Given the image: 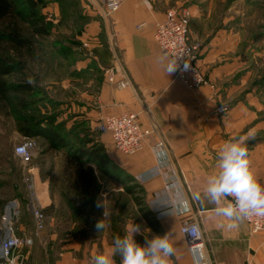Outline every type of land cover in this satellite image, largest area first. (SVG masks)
Segmentation results:
<instances>
[{"label":"crops","instance_id":"0c3cea01","mask_svg":"<svg viewBox=\"0 0 264 264\" xmlns=\"http://www.w3.org/2000/svg\"><path fill=\"white\" fill-rule=\"evenodd\" d=\"M188 1L122 0L120 8L108 19L86 6V0L81 2L78 43L70 50L74 57L65 61V86L78 89L71 94L82 97L75 95L66 100V121L74 125L77 119H82L80 134H87V144L102 148V157L114 173L122 171L134 181L139 176H152L140 180L139 184L144 205L152 212L153 223L146 217L104 218L106 227L98 232L91 249L97 254L110 251L114 236H123L128 226L136 223L142 229L135 236L138 243L169 233L174 248L170 263L194 264L186 238L180 231L182 219L191 215L199 219L208 236L215 264H264V233H253L245 219L238 222L237 228H228V221L214 214V205L189 200L173 209V199L165 191L167 176L182 184L186 196L202 192L207 177L218 171L217 157L224 143L247 136L252 125L246 117L247 112L260 101L256 88L238 86L243 76L237 79L233 74L232 63L236 58L232 52L233 38L227 30L219 28L213 7L205 12L189 3L195 15L190 38L202 42L199 64L217 89L214 91L209 85L188 88L176 78L175 71L168 72L173 63L155 41V27L165 18L169 8L183 6ZM59 5L57 1L49 3V7L56 10ZM79 47L82 54L76 50ZM64 56L70 57L67 51ZM112 64L124 66L130 81L127 87L119 88L107 81L104 70ZM222 104L229 106L224 113L216 110ZM123 112L137 113L144 127L155 129L135 154L117 150L111 135L98 129L106 116ZM257 138L251 144L253 138L246 140V144L251 168L264 184V137ZM157 145L165 150L163 161H158L153 152ZM155 167L163 168L166 176H153ZM110 178L115 179V176ZM186 207L189 210L183 211ZM102 219L97 218V221ZM110 219L113 221L111 228L107 225ZM122 222L125 225L121 226ZM72 246L81 247V244L73 241ZM74 256H66L57 264L89 263L86 255Z\"/></svg>","mask_w":264,"mask_h":264},{"label":"rangeland","instance_id":"374dc122","mask_svg":"<svg viewBox=\"0 0 264 264\" xmlns=\"http://www.w3.org/2000/svg\"><path fill=\"white\" fill-rule=\"evenodd\" d=\"M53 1L60 4L59 10L49 7L50 2L41 8L52 33L41 40L37 57L26 71L34 83L39 77L37 88L28 97L31 103L19 109L17 105L7 106L0 102V227L6 205L16 200L20 211L14 215V223L21 228L23 236L35 235L33 243L23 248L25 264H57L64 257L74 255L78 258L87 256L88 264H93L97 251L91 247L92 241L98 237L95 227L97 218H104V212L107 213L105 218H145L138 202L141 200L144 203V200L141 189L126 179L124 173L118 179L110 178L97 171L98 164L93 161H73L68 146L52 143L44 136L29 137L23 133L26 120L33 128L38 124L45 127L60 122L64 136L71 141L86 139L82 137L84 134L71 136L69 130L83 125L82 119L69 125L70 121H66L65 117L66 100L75 95L82 97L77 93L71 94L78 89L65 86V61L75 55L70 50L78 43L82 0ZM190 2L205 12L213 7L219 28L227 30L233 38L232 52L236 57L232 63L233 74L237 79L243 76L238 86L257 89L259 104L246 115L252 123L248 133L255 134L251 144L258 140L257 137H264V0H190L183 6L191 12L192 28L195 15ZM86 4L92 8L91 3ZM190 41L198 45L200 57L202 42L192 41L191 38ZM76 50L82 54L80 47ZM66 51L70 57L64 56ZM26 138L36 142L33 160L28 164L15 151L16 146ZM32 178L43 212L52 220L56 218L39 234H35L36 221L32 211L34 189L29 186ZM98 204L104 207H98ZM107 225L111 228L113 221L110 219ZM70 237L73 240L68 239ZM73 241L79 242L81 247H70ZM118 261L119 257L117 264Z\"/></svg>","mask_w":264,"mask_h":264},{"label":"built area","instance_id":"2783aa9c","mask_svg":"<svg viewBox=\"0 0 264 264\" xmlns=\"http://www.w3.org/2000/svg\"><path fill=\"white\" fill-rule=\"evenodd\" d=\"M92 4V8L108 19L113 12L117 11L122 0H87ZM191 12L186 6L172 7L166 11L165 18L156 24L154 39L158 43L161 52L170 57L172 63L177 62L176 78L188 88H198L209 85L214 91L216 85L202 71L199 64L198 45L190 41ZM188 63L187 70L184 64ZM105 76L110 84L124 88L130 84L124 66L116 64L105 69ZM228 105L222 104L217 107V111L224 113L228 110ZM98 129L108 132L117 150L125 154H135L141 150L155 129L144 127L138 114L135 112H123L106 116L99 124ZM159 144L163 145V142ZM35 140L26 138L16 146L18 154L24 163L28 164L33 160ZM151 174V173H150ZM149 174V175H150ZM154 174H159V167H155ZM31 175L34 174L31 172ZM152 177H137L136 181ZM34 189L33 214L36 221V233L39 234L51 222L52 218L43 212V206L36 193L35 182L29 185ZM19 202L14 200L6 205V212L2 218L0 227V264H25L26 254L24 246L31 245L35 240L34 234L23 236L20 234L21 228L14 223V215L19 214ZM189 210L186 207L185 210ZM253 233H264V217L251 216L245 218ZM20 229V230H19ZM180 231L186 238L188 250L194 264H215L210 253L209 239L201 226L200 221L195 216H186L180 224ZM171 264V263H170Z\"/></svg>","mask_w":264,"mask_h":264},{"label":"clouds","instance_id":"9594fccd","mask_svg":"<svg viewBox=\"0 0 264 264\" xmlns=\"http://www.w3.org/2000/svg\"><path fill=\"white\" fill-rule=\"evenodd\" d=\"M177 67V62L169 65L168 72L176 71ZM188 67L185 62V70ZM254 135L250 132L247 136L226 141L218 153V171L207 177L202 192L196 191L190 197L184 194L182 184L167 177L161 168L159 174L168 180L165 191L173 199V209L183 206L189 200L201 205H214V214L225 218L228 228H237L239 221L251 216L264 217V184L259 182L251 168L246 144V140L254 138ZM153 152L158 161L164 160L165 150L162 145L155 146ZM97 206L104 207L101 204ZM106 216L104 212V218ZM104 218L95 226L98 232L106 227ZM141 232V226L132 223L123 236H114L110 251L93 257V264H117V257L119 264H170L169 258L174 254V248L169 233L145 239L140 244L135 236Z\"/></svg>","mask_w":264,"mask_h":264},{"label":"trees","instance_id":"16d2710c","mask_svg":"<svg viewBox=\"0 0 264 264\" xmlns=\"http://www.w3.org/2000/svg\"><path fill=\"white\" fill-rule=\"evenodd\" d=\"M51 1L53 0H0V102H4V105H17V108L22 109L31 103L28 97L37 88L39 77L35 78L34 83L26 71L30 62L37 57L41 40L52 33L50 23L41 13V8ZM25 123L22 128L24 135L44 136L52 143L68 146L73 161H93L98 164L97 168L101 172L110 177L115 176V179L123 174L122 171L116 174L110 170L108 162L102 157V148L99 145L87 144V134L83 136L80 134L82 124L79 128L77 126L69 129L70 134L81 135L86 139L82 142H73L64 136L60 122L45 127L38 124L36 128H33L28 120ZM125 177L142 191L141 184L134 181L133 177L126 174ZM138 202L144 217L153 223L152 212L141 200Z\"/></svg>","mask_w":264,"mask_h":264}]
</instances>
